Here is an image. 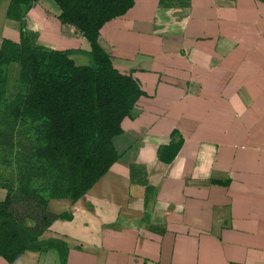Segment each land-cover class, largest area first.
<instances>
[{
  "label": "crops",
  "instance_id": "1",
  "mask_svg": "<svg viewBox=\"0 0 264 264\" xmlns=\"http://www.w3.org/2000/svg\"><path fill=\"white\" fill-rule=\"evenodd\" d=\"M9 3L0 42L18 41ZM19 8L35 44L90 64L52 0ZM96 40L142 90L111 138L118 156L75 200L47 198L68 214L38 234L50 244L0 264H264V0H132Z\"/></svg>",
  "mask_w": 264,
  "mask_h": 264
},
{
  "label": "trees",
  "instance_id": "2",
  "mask_svg": "<svg viewBox=\"0 0 264 264\" xmlns=\"http://www.w3.org/2000/svg\"><path fill=\"white\" fill-rule=\"evenodd\" d=\"M31 1L10 0L6 14L19 19L18 41L0 42V133L11 131L20 117L36 122L30 152H13L14 184L1 186L0 256L6 261L51 243L38 240V234L53 218L68 214L48 211L47 198L75 200L108 168L118 156L111 138L121 131V118L130 114L142 93L130 75L112 67L96 40L100 25L123 13L132 0H52L59 20L74 25L87 39L88 65H76L64 50L33 42L19 8ZM11 61L18 65L15 82L20 88L8 96ZM179 144L180 138L169 141L159 157L169 161ZM33 177L44 178L47 185L36 187Z\"/></svg>",
  "mask_w": 264,
  "mask_h": 264
},
{
  "label": "rangeland",
  "instance_id": "3",
  "mask_svg": "<svg viewBox=\"0 0 264 264\" xmlns=\"http://www.w3.org/2000/svg\"><path fill=\"white\" fill-rule=\"evenodd\" d=\"M5 0H0V16ZM11 74H13L10 71ZM15 77L9 79V89L14 91L20 88L15 82ZM36 122L33 123V125ZM32 124L26 117H20L16 126L8 132L0 133V187L4 184H14L13 182V152L17 149L29 153L33 146ZM33 185L43 188L47 182L42 177H33Z\"/></svg>",
  "mask_w": 264,
  "mask_h": 264
}]
</instances>
